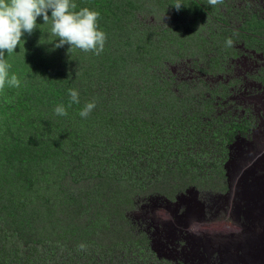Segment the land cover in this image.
Here are the masks:
<instances>
[{"label":"rangeland","instance_id":"1","mask_svg":"<svg viewBox=\"0 0 264 264\" xmlns=\"http://www.w3.org/2000/svg\"><path fill=\"white\" fill-rule=\"evenodd\" d=\"M136 2L147 9L129 18L113 54L125 61L94 69L126 67L128 78L120 80L126 90H118L116 98L125 109L117 112L108 96L89 115L95 118L97 137L100 121L117 115L118 133L127 117L128 124H136L144 115L155 119L158 129L142 138L148 143L143 152H121V143H114L122 163L110 173L126 179L121 188L135 191L130 202L114 209L122 220H114L115 227L109 221L108 229L103 224L84 251L65 256L60 250L48 263L230 264L231 256L237 264H250L242 242L253 238L248 260L264 264V0H223L215 6L182 0L179 11L176 0ZM139 45L142 49L133 54ZM148 57L154 59L148 66L156 77L171 85L168 94L154 97L162 103L151 106L141 94ZM113 76L102 84L96 73V90L106 88ZM246 91L252 100L245 99ZM104 139L93 143L99 155L110 151ZM83 171L71 190L85 189L87 180L100 183ZM226 240L238 244L222 248Z\"/></svg>","mask_w":264,"mask_h":264},{"label":"trees","instance_id":"2","mask_svg":"<svg viewBox=\"0 0 264 264\" xmlns=\"http://www.w3.org/2000/svg\"><path fill=\"white\" fill-rule=\"evenodd\" d=\"M73 2L77 11L88 7L100 13L99 28L107 34L100 55L75 48L68 51L69 45L54 48L58 38L51 34V18L44 23L42 17L37 18L33 33L24 34L15 51L5 53L11 65L10 75L15 73L21 84L19 88L6 85L0 92V264H49L60 250L65 256L69 251H84L87 239L93 240L103 224L107 228L111 221L115 227L114 220H122L123 216L114 209L130 202L131 192L135 191L129 186L121 188L126 179L110 173L111 168L115 170L122 163L114 143H121V152H143L148 143L144 144L142 138L158 129L155 119L143 116L136 118V124H128L131 119L127 117L118 133L115 128H119L121 117L117 115L116 120L109 117L100 121L101 134L97 137L92 130L95 118L79 115L86 103L95 100L96 105L104 106L102 102L108 96L117 112L125 109L116 98L121 96L118 90H126L120 82L128 78L126 67L113 66L112 71H107L111 70L110 64L103 66L106 69H94L103 63L125 61L113 56L118 52L117 42L124 40L121 34L129 18L145 6L136 0ZM189 3L194 5L196 1ZM141 47L134 49L133 54ZM149 60L154 59L148 57L143 68L147 85L141 94L151 106L154 101L161 102L154 97L168 94L165 91L171 85L161 75L156 77L155 68L148 66ZM96 73L101 82L114 76L106 88L96 90ZM70 88L79 92L80 100L71 107ZM60 104L67 109V116L55 114L54 109ZM98 138H108L104 140L111 143L109 152L106 149L99 155L97 149L93 151ZM81 169L93 173L92 178L100 179V183L93 185L87 180L85 189L82 186L71 190L70 185L75 188L79 183V172L85 173ZM106 209L112 213L104 214Z\"/></svg>","mask_w":264,"mask_h":264},{"label":"clouds","instance_id":"3","mask_svg":"<svg viewBox=\"0 0 264 264\" xmlns=\"http://www.w3.org/2000/svg\"><path fill=\"white\" fill-rule=\"evenodd\" d=\"M197 1V0H196ZM209 5L215 6L223 3V0H207ZM179 11L185 4L182 0H176L173 4ZM246 5V4H245ZM254 5V4H253ZM261 6V5H260ZM73 0H0V92L6 85L19 88L21 81L15 73L10 75L11 65L5 59V53L11 54L21 44L25 33L31 34L37 28V18L42 17L44 23L51 18V34L58 39L54 48L69 45V49H79L84 52H93L100 55L104 49L107 34L99 28L100 13L88 7L80 8L78 11ZM250 12L253 6H249ZM51 11V15H49ZM264 24V18L261 20ZM239 34V33H238ZM233 41L229 38L227 46H232ZM70 103L79 104V92L76 89L68 90ZM96 107L95 100L84 105L79 115L87 118ZM56 115L67 116V109L63 104L54 109ZM145 116V115H144ZM264 144V141H263ZM254 155V153L252 154ZM238 203V202H237ZM239 203H241L239 201ZM256 240L246 238L242 242L243 252L250 259L253 245ZM228 247L234 248L235 241H228ZM230 264H237V258L228 256Z\"/></svg>","mask_w":264,"mask_h":264},{"label":"bare ground","instance_id":"4","mask_svg":"<svg viewBox=\"0 0 264 264\" xmlns=\"http://www.w3.org/2000/svg\"><path fill=\"white\" fill-rule=\"evenodd\" d=\"M252 85V84H251ZM245 94V99H251V97H250V95H249V92H245L244 93ZM258 97V96H257ZM256 96H255V98H257ZM255 98H253V99H255ZM257 99H259V98H257ZM252 100V99H251ZM217 239V238H216ZM239 240V239H238ZM238 240H235V243H237L238 244ZM208 241L207 240H205V241H202V244H205V243H207ZM218 243L220 244V241H218ZM227 243H228V240H226V242H224V243H222V245H221V247L222 248H224L226 245H227ZM245 261H249V263L250 264H262V262L261 261H250V260H248V259H246Z\"/></svg>","mask_w":264,"mask_h":264}]
</instances>
